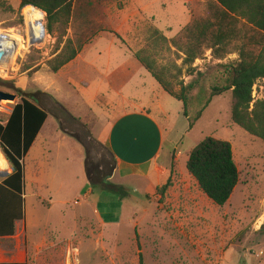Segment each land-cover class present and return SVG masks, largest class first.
I'll return each mask as SVG.
<instances>
[{
  "label": "rangeland",
  "instance_id": "obj_1",
  "mask_svg": "<svg viewBox=\"0 0 264 264\" xmlns=\"http://www.w3.org/2000/svg\"><path fill=\"white\" fill-rule=\"evenodd\" d=\"M210 5V0H120L109 4L107 30L54 74L50 63L68 39H75L73 26L61 19L49 35L44 13L40 21L43 37L30 44L27 7L17 0H0V40L19 43L14 56L0 64V90L16 95L14 101L1 102L0 120L5 121L21 101L14 86L28 93H46L43 107L49 114L25 159V220L19 228L23 233L0 239L1 250L11 247L10 259L22 258L19 250H25L27 264H264V141L233 123L231 91L213 98L190 129L188 119L182 122L179 117L183 104L164 92L135 57L141 52L163 71L176 93L193 83L188 97L193 98L190 113L195 115L211 87L225 78L221 66L238 61L235 48L241 45L234 41L232 53L221 60L211 50H204L193 64L196 73L190 74L180 51L185 49L183 30L194 20L209 21ZM157 30L161 32L156 34ZM163 34L168 42L161 38ZM173 39L181 48L170 42ZM123 81L128 83L124 90L127 100L118 96ZM200 90L206 96L197 102ZM138 96L154 104L153 116L163 132L164 146L176 147L180 153L179 173L190 175L189 154L207 137L232 144L240 181L225 206L215 205L190 180L167 198L159 194L149 198L148 180L124 178L118 171L112 183L127 190L123 200L90 184L85 146L62 129L58 105L86 126L92 138L100 140L109 135L117 119L137 109L129 97ZM253 97L264 98V80L254 86ZM65 128L71 134H85L78 123L65 122ZM171 131H175L177 143L168 139ZM91 152L95 162L110 161L103 149ZM1 156L0 147V161ZM11 171L9 164V170L0 169V174Z\"/></svg>",
  "mask_w": 264,
  "mask_h": 264
},
{
  "label": "trees",
  "instance_id": "obj_2",
  "mask_svg": "<svg viewBox=\"0 0 264 264\" xmlns=\"http://www.w3.org/2000/svg\"><path fill=\"white\" fill-rule=\"evenodd\" d=\"M22 7H34L46 14V30L53 33L61 19L74 28L75 39H68L63 51L50 63V72L57 74L90 44L100 33L107 30V7L120 0H17ZM211 19L203 24L193 21L183 30L185 49L183 64L191 75L196 73L193 64L204 50H211L214 58L224 59L232 53L234 41H240L236 49L238 61L227 66L225 78L211 87L209 96L195 115L190 113L188 94L193 83L181 93L174 92L172 84L163 77V71L156 68L147 58L136 52L135 57L146 71L171 97L183 104V114L188 119L190 129L202 118L203 112L213 98L232 92V121L253 137L264 141V98L255 100L254 86L264 80V0H210ZM120 8L122 6L120 5ZM192 20V18H191ZM161 31H156V34ZM161 38L168 42L163 35ZM179 47L175 39L170 41ZM203 77L201 73H197ZM221 80V81H220ZM12 90L21 96V101L13 108L5 121L0 120V147L13 172L0 182V239L16 234V223L25 220V164L31 147L38 137L47 118L48 111L43 107L46 93H28L15 86ZM200 90L196 101L205 98ZM62 116H57L62 129L78 138L86 149L85 168L90 184L95 188L117 194L121 200L128 197L122 185L112 183L117 168L116 157L105 144L91 137L90 132L61 105ZM65 122L78 123L85 129L84 136L71 134ZM100 148L107 152L110 161L95 162L92 150ZM187 170L197 182L200 190L215 205L223 207L231 199L240 181V172L234 160L232 144L213 137H207L189 154ZM171 181L158 189L163 197ZM27 264V263H0Z\"/></svg>",
  "mask_w": 264,
  "mask_h": 264
},
{
  "label": "crops",
  "instance_id": "obj_3",
  "mask_svg": "<svg viewBox=\"0 0 264 264\" xmlns=\"http://www.w3.org/2000/svg\"><path fill=\"white\" fill-rule=\"evenodd\" d=\"M121 87L122 89L120 92L118 91V96L127 100L128 97L124 94V90L128 87V83L123 81ZM129 99L133 101V103H136L135 105L137 106V109L125 113L122 117L117 119L111 125L109 135H107L106 138L103 137L98 140L107 145L116 157L117 168L114 171L111 180L115 177L118 171L121 172V175H123L124 178L136 176L148 180L149 183L146 185V194L149 198L156 196L158 194V189L166 185L168 181H171L172 186L168 190L166 198L171 196L177 190H181V187L184 186L183 181L190 180L196 182L192 176L182 172L179 173L178 162L180 153L177 152V148H167L164 146L163 132L153 116V108H155L154 104L149 105V102L141 100L139 96L135 98L129 97ZM156 108L158 109L159 107ZM179 117L182 122H185L184 120L186 117L183 113H179ZM48 118L31 149L42 134ZM174 133L175 131H171L168 139L177 143L178 140L174 137ZM12 172L13 170L11 173ZM11 173H9V175ZM54 177H56L55 174ZM43 184L46 185V183ZM20 223H23V221L16 223L15 236L23 233V230L20 232L19 229ZM13 237H7L4 239H10ZM11 251V247L4 248L3 250L0 248V263H26L25 250H19V257H22L19 259H10L9 255L11 254Z\"/></svg>",
  "mask_w": 264,
  "mask_h": 264
},
{
  "label": "bare ground",
  "instance_id": "obj_4",
  "mask_svg": "<svg viewBox=\"0 0 264 264\" xmlns=\"http://www.w3.org/2000/svg\"><path fill=\"white\" fill-rule=\"evenodd\" d=\"M25 12L27 14V19L29 20L27 21L28 38L31 44L32 42H36L39 39H42L43 37V30L40 21L44 18V13L34 7H27ZM18 46V42L14 43L13 41L8 40L7 38H3L2 40H0V49L6 51V57L2 62L3 64L7 61V58H12L14 56L18 49ZM4 105H7V103ZM0 111H2V108H0ZM5 158L6 157L1 156L0 169L3 171H8L9 163Z\"/></svg>",
  "mask_w": 264,
  "mask_h": 264
},
{
  "label": "water",
  "instance_id": "obj_5",
  "mask_svg": "<svg viewBox=\"0 0 264 264\" xmlns=\"http://www.w3.org/2000/svg\"><path fill=\"white\" fill-rule=\"evenodd\" d=\"M5 57H6V51L3 49H0V64L3 62ZM15 99H16V95L0 90V106H1V102L3 100L14 101ZM8 176H9V172H4V173L0 174V177H2L4 179L7 178Z\"/></svg>",
  "mask_w": 264,
  "mask_h": 264
}]
</instances>
